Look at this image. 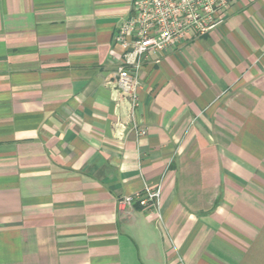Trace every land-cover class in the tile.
Listing matches in <instances>:
<instances>
[{
  "label": "crops",
  "instance_id": "1",
  "mask_svg": "<svg viewBox=\"0 0 264 264\" xmlns=\"http://www.w3.org/2000/svg\"><path fill=\"white\" fill-rule=\"evenodd\" d=\"M131 5L0 0V264H264V0L144 61L134 112Z\"/></svg>",
  "mask_w": 264,
  "mask_h": 264
},
{
  "label": "built area",
  "instance_id": "2",
  "mask_svg": "<svg viewBox=\"0 0 264 264\" xmlns=\"http://www.w3.org/2000/svg\"><path fill=\"white\" fill-rule=\"evenodd\" d=\"M233 0H132L130 15L117 26L113 43L121 58L114 71V83L129 99L132 112L138 106L139 73L152 55L175 48L224 25V11ZM160 187L123 196L120 203L158 210ZM159 217V215H158Z\"/></svg>",
  "mask_w": 264,
  "mask_h": 264
}]
</instances>
